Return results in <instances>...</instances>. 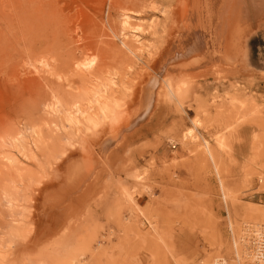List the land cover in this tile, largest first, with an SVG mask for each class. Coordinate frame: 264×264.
<instances>
[{"label": "rangeland", "instance_id": "374dc122", "mask_svg": "<svg viewBox=\"0 0 264 264\" xmlns=\"http://www.w3.org/2000/svg\"><path fill=\"white\" fill-rule=\"evenodd\" d=\"M0 18V264H235V242L253 264L238 244L245 223L264 225L251 216L264 211V2L0 0ZM181 38L195 50L183 60ZM168 43L177 54L159 60ZM147 74L148 108L129 90ZM92 86L120 107L70 124Z\"/></svg>", "mask_w": 264, "mask_h": 264}, {"label": "bare ground", "instance_id": "6f19581e", "mask_svg": "<svg viewBox=\"0 0 264 264\" xmlns=\"http://www.w3.org/2000/svg\"><path fill=\"white\" fill-rule=\"evenodd\" d=\"M18 1V0H17ZM196 1V0H195ZM198 2V1H197ZM256 2V4L258 3V1H255ZM264 2V0H261V3H263ZM196 3V2H195ZM254 3V2H253ZM252 3V4H253ZM9 4V3H8ZM169 4V3H168ZM188 4V3H187ZM198 4V3H197ZM199 5V4H198ZM202 5V4H201ZM200 5V6H201ZM262 5V4H261ZM196 7V6H195ZM199 7V6H198ZM227 7V9L226 10H228V6H226ZM186 8V7H185ZM184 8V9H185ZM197 8V7H196ZM204 8V5H203V7H202V9ZM207 8H208V6H207ZM194 9V8H193ZM202 9H200V8H198V12H200V10H202ZM224 9V10H225ZM193 11H195V10H193ZM202 12V11H201ZM129 13V12H128ZM197 13V12H196ZM227 13V12H226ZM187 14V13H186ZM130 16H132V15H139V14H136L135 12H131L130 14H129ZM226 15V14H225ZM209 16H210V14H209ZM193 17V16H192ZM1 19V18H0ZM129 16L128 17H126L125 18V20H124V22H123V28H124V30L125 29H128V30H130V29H132V31H139V29H140V26H132L131 24H130V22H129ZM176 20V19H175ZM192 20H194V19H192ZM212 22H213V20H212ZM186 23V22H185ZM134 24V23H133ZM175 24V23H174ZM211 25H212V23H210ZM205 25V24H204ZM196 26V25H195ZM206 27V26H205ZM199 28V27H198ZM197 29V28H196ZM217 29V28H216ZM167 30V29H166ZM171 30V29H170ZM194 30H195V28H194ZM208 30V29H207ZM131 31V30H130ZM156 31V30H155ZM189 31V30H188ZM191 31L193 32V29H191ZM142 32V31H141ZM135 33V32H134ZM165 34V33H164ZM195 34V33H194ZM212 34V33H211ZM214 34H215V32H214ZM156 35V34H155ZM198 35H200V34H198ZM206 35V34H205ZM201 36V35H200ZM207 36V35H206ZM205 36V37H206ZM190 37H192V35L190 36ZM203 37V36H202ZM208 37V36H207ZM215 37V36H214ZM214 37H210V40H209V42L214 38ZM216 38V37H215ZM138 39V38H137ZM167 39V38H166ZM165 39V41L167 42V40ZM191 39V38H190ZM189 39V40H190ZM214 41H215V39H213ZM137 41V40H136ZM184 41H186V40H184ZM191 41V40H190ZM190 41H189V43H190ZM161 42H164V41H161ZM189 43L187 42L186 44H184V42H183V38H181L180 39V42H179V44L177 45V48L178 49H181L180 51H183V54L180 56V57H182V59L181 60H183V59H187L186 57H191V56H189V54H191V53H194V49L192 48V51H191V49H188L189 47ZM172 44H174V43H172ZM212 44H214V43H212ZM220 44V43H219ZM163 45H165V43L163 44ZM175 45V44H174ZM4 46V45H3ZM160 46V45H159ZM208 47H209V45H208ZM213 47H215V46H213ZM160 49L158 50V52L156 53L157 55H158V59L159 60H163L162 58H164V57H166V55L168 54H171L172 52H174L175 51V48L173 47V45H171L170 46V43H168V45L167 46H163L162 48L161 47H159ZM199 48H201V46L199 47ZM212 48V47H211ZM127 49L132 53V50L129 48V47H127ZM187 49V50H186ZM200 50V49H199ZM216 50H219V49H217L216 48ZM188 51H190V52H188ZM210 51H213V50H210ZM177 51H175V53H176ZM200 52V51H199ZM174 53V54H175ZM208 53V52H207ZM206 53V55L204 56H202L201 57V54L199 55V57L201 58V60L200 59H198V58H194V57H192L193 59H196L197 61H202V58H203V60H206L207 59V56H208V54ZM177 54V53H176ZM199 54V53H198ZM195 55H197V54H195ZM160 56H162V58L160 57ZM153 57V56H152ZM179 57V58H180ZM209 58V57H208ZM211 59V58H210ZM208 61V60H207ZM206 61V62H207ZM209 62V61H208ZM95 60L93 59V60H90V61H88L87 63H81V64H78V66H77V68L78 69H80V70H84V71H86V72H89V71H91V73L93 72V68H94V66H95ZM155 65H157V62H156V60H151L150 61V63H148V69L150 70V71H154V68H155ZM209 65V64H208ZM192 68V67H191ZM176 70V69H175ZM157 72V71H156ZM155 72V73H156ZM179 73H181V72H179ZM94 74V73H93ZM174 74V73H173ZM179 75H181V74H179ZM183 75V74H182ZM86 76V75H85ZM116 76V75H115ZM173 76H175V75H173ZM172 77V76H171ZM182 77V76H181ZM95 78H97V77H95ZM87 79V78H86ZM137 79H140V81H138V82H136V83H138V85L136 86V87H134L135 85L133 84V85H131V88L129 89L130 90V92H132L131 93V97H135L136 96V93L138 92V89L139 88H141V90L143 91L144 90V99H142V102H144L142 105L144 106V107H149V106H151V103H152V101H153V98H154V94H155V89H156V87H157V81L156 80H154V78H152V76H151V74H147V76H145V75H141V76H139ZM100 80V79H99ZM178 80V79H177ZM175 78H171L170 79V77H169V79L167 78V80H165L164 78L162 79V81H163V85H164V89H165V92H167V95L168 96H170L172 99H174L176 102H178V104H180V106H182L183 105V103H182V99H180V97L177 95V93L175 92V88L176 87H174L175 85V83H176V81H177ZM98 81V80H97ZM86 82V81H85ZM111 85V84H110ZM102 86V85H101ZM108 86V85H107ZM97 87V86H96ZM100 87V86H99ZM104 87V86H103ZM112 87V86H111ZM84 88V87H83ZM86 88V87H85ZM98 87L97 88H94V86H92V87H90V88H86L84 91H83V93H82V95H81V97H82V99H84L85 101H88V102H90L89 104H87L88 105V107H87V105H86V107H87V109H84L83 108V105L82 104H80L78 101H74V102H72V101H70V102H72L71 104H69L68 106H69V108L71 107V111L67 114V121L70 123V124H75L76 126H80V125H82V124H95V123H98V121L100 120V119H104L105 118V115L106 116H108V115H111V114H113V113H116V108H119L120 107V103H121V100H122V98H121V92H117L116 90H113V87L111 88L112 90H110V88H109V90L108 91H106V93H105V91H103V92H101L100 91V89H98ZM105 89V88H104ZM161 89V88H160ZM180 89V88H179ZM178 89V90H179ZM128 90V91H129ZM183 90V89H182ZM161 91V90H160ZM159 91V92H160ZM181 91V90H180ZM129 92V93H130ZM128 93V92H127ZM127 93H125V94H127ZM179 93V92H178ZM124 94V95H125ZM63 95H64V93L61 95V97H59V99L58 98H56V97H54V103H52L51 104V106H49V109L51 110V111H53L54 113H57V112H59V107L61 106V105H63V104H61V103H63V102H61L62 101V97H63ZM65 96V95H64ZM66 99H68V98H66ZM61 100V101H60ZM64 101H65V99H63ZM78 100V99H77ZM141 100V99H140ZM67 101V100H66ZM65 101V102H66ZM92 101V102H91ZM69 102V101H68ZM67 103V102H66ZM68 104V103H67ZM71 105V106H70ZM85 106V105H84ZM140 107V106H139ZM146 108V109H147ZM140 109V108H139ZM68 110H70V109H68ZM122 110V109H121ZM125 111V110H124ZM139 111V110H138ZM56 115V114H55ZM111 117V116H110ZM50 124V123H49ZM195 125L196 126H198V125H200V122L199 121H196L195 122ZM33 133H35V135H36V137L37 138H39V139H41L42 138V135L40 134V131L39 130H34V132ZM193 134H194V129H189L185 134H184V137L185 138H187V137H193ZM45 139V138H44ZM18 141V140H17ZM17 141H16V143H17ZM17 146H18V144H17ZM20 146V145H19ZM23 150L25 149V147L24 146H20ZM205 150H206V154L212 159V160H214V153L211 151V149H209V146L208 145H205ZM26 151V150H25ZM23 152V151H22ZM202 155V154H201ZM207 155H205V156H207ZM10 158V157H9ZM14 162V161H13ZM16 163V162H15ZM215 168V167H214ZM216 170L218 171V167L216 166ZM220 183H221V186H222V189H223V192H225V190H224V185H223V181L220 179ZM224 197H225V199L227 198V196H226V194L224 193ZM252 214H251V216L253 217V218H257L258 220H263L264 221V211H260V210H252ZM249 214H250V211H249ZM248 215V214H247ZM246 215V216H247ZM251 220H252V218H251ZM254 225V226H263L264 227V225H257V224H253V223H245L244 224V226L245 225ZM19 226V225H18ZM244 226H243V229H242V231H241V237H240V244H238V245H243L245 248H244V252H246V254L248 253L249 255L248 256H251V257H253L254 258V261H253V264H258V261H257V258H256V256H255V254L253 253V251H250V249L247 247V246H245L246 245V243H245V241H244V237H243V231H244ZM14 229H15V227H14ZM23 229V228H22ZM22 229H20V228H16L14 231H13V234H15V235H18V236H25V234H24V230H22ZM145 237V236H144ZM146 238V237H145ZM235 238V237H234ZM235 241V240H234ZM247 245L249 246V244L247 243ZM235 250H236V252L235 253H237L236 255V258L238 259L237 261H236V263L235 264H243L242 262H241V260H242V258H241V256L239 255V251H238V247H237V243L235 242ZM240 248H242V247H240ZM2 251V250H1ZM0 251V258H1V262L3 261L2 260V258H3V255H2V252ZM6 254V253H5ZM8 254V253H7ZM27 254V253H26ZM20 256V255H19ZM21 257V256H20ZM6 258V257H5ZM69 259H71V258H69ZM245 261V260H244ZM247 261V260H246ZM5 262H6V260H5ZM4 263V262H3ZM184 264H185V262H183ZM211 263V261H210V259H208V260H206V262H203L202 264H210ZM218 263V262H217ZM2 264V263H1ZM9 264V263H8ZM10 264H11V262H10ZM12 264H14V263H12ZM64 264V263H63ZM65 264H76V262L75 261H70V262H67V263H65ZM187 264V263H186Z\"/></svg>", "mask_w": 264, "mask_h": 264}, {"label": "built area", "instance_id": "2783aa9c", "mask_svg": "<svg viewBox=\"0 0 264 264\" xmlns=\"http://www.w3.org/2000/svg\"><path fill=\"white\" fill-rule=\"evenodd\" d=\"M244 228L243 237L246 243L245 246H247L250 251H253L258 264H264V227L247 224ZM219 264L223 263L220 261Z\"/></svg>", "mask_w": 264, "mask_h": 264}]
</instances>
